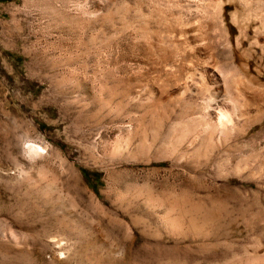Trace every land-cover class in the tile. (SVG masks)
Masks as SVG:
<instances>
[{
  "label": "rangeland",
  "instance_id": "374dc122",
  "mask_svg": "<svg viewBox=\"0 0 264 264\" xmlns=\"http://www.w3.org/2000/svg\"><path fill=\"white\" fill-rule=\"evenodd\" d=\"M0 264H264V0H0Z\"/></svg>",
  "mask_w": 264,
  "mask_h": 264
}]
</instances>
